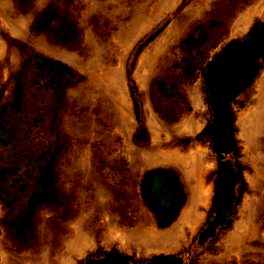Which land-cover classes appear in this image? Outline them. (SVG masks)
Returning a JSON list of instances; mask_svg holds the SVG:
<instances>
[{
    "label": "rangeland",
    "instance_id": "1",
    "mask_svg": "<svg viewBox=\"0 0 264 264\" xmlns=\"http://www.w3.org/2000/svg\"><path fill=\"white\" fill-rule=\"evenodd\" d=\"M263 25L264 0H0V264H264V60L232 88L264 34L227 53Z\"/></svg>",
    "mask_w": 264,
    "mask_h": 264
},
{
    "label": "trees",
    "instance_id": "2",
    "mask_svg": "<svg viewBox=\"0 0 264 264\" xmlns=\"http://www.w3.org/2000/svg\"><path fill=\"white\" fill-rule=\"evenodd\" d=\"M158 33V32H157ZM154 34L152 37H150L149 41L153 40L155 38V36L157 35ZM264 34V25L260 28H256L254 29L251 33H250V38L251 40L248 43H245L243 45H236V44H231L229 47V50H227V53H231L234 52L236 49H240V48H246L247 46L249 47V43L251 41H255L258 40L261 36H263ZM250 53H248V62L247 65L245 66V68L243 69V71L240 73V75H238V77L235 79V81L233 82L232 88L233 87H242L244 85H246L247 83L251 82L252 79L254 78V76L256 75V73L258 72V70L260 69V61L264 60V44H262L261 46H259L258 48L254 49L253 51H249ZM216 68V67H215ZM213 69L212 73H214V70L217 69ZM215 74H219L216 72ZM212 75L209 76V81L211 82V84L213 83V85L216 86V82H212L213 79H211ZM218 77L219 75L216 77L215 75V80L218 81ZM230 88H228L225 92V94L220 98V100L217 101V103L215 104V109H216V125L215 123H209L205 129L201 132V134H206L210 136L211 142H212V150L217 154L218 156V166H219V174L218 177L216 179V184H215V195L217 194V192L219 191L220 188V183L222 182V176H223V152L226 149V147L228 148L229 146V140H228V135L233 133V115L232 112L230 111V107L228 104V94H229ZM134 102V113L136 115V119L138 121V123L140 124V130L138 131V134L135 136L136 140H141L142 138V134L145 131L142 123H141V116H140V111L139 108L137 106L136 100H133ZM154 103V107L156 108V110L162 115V117L171 120V121H176V118L174 117H167L168 115L164 114L161 112L160 109H158L157 104L155 102V100H153ZM228 131V132H227ZM147 140H143V142H146ZM232 145V150L235 149V141L233 139V143ZM153 176V174H149L148 177ZM172 259L170 257L167 256H158V257H154L149 264H171Z\"/></svg>",
    "mask_w": 264,
    "mask_h": 264
}]
</instances>
